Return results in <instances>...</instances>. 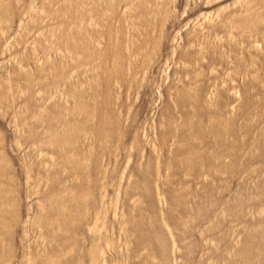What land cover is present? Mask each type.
Segmentation results:
<instances>
[{
	"label": "rangeland",
	"instance_id": "1",
	"mask_svg": "<svg viewBox=\"0 0 264 264\" xmlns=\"http://www.w3.org/2000/svg\"><path fill=\"white\" fill-rule=\"evenodd\" d=\"M0 264H264V0H0Z\"/></svg>",
	"mask_w": 264,
	"mask_h": 264
}]
</instances>
